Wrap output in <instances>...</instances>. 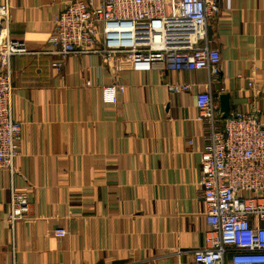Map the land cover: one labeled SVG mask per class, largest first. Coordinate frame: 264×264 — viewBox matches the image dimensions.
<instances>
[{"label":"crops","instance_id":"obj_1","mask_svg":"<svg viewBox=\"0 0 264 264\" xmlns=\"http://www.w3.org/2000/svg\"><path fill=\"white\" fill-rule=\"evenodd\" d=\"M67 1L0 0L8 8L0 37L45 49ZM216 1L208 37L220 55L219 110L227 94L230 111L255 108L264 123V0ZM53 60L10 61L13 114L22 125L13 185L28 192L29 212L15 226L12 250L10 179L1 173L0 264H189L206 230L199 153L209 131L195 105L206 72L132 68L98 55L69 56L56 72ZM173 82L195 90L170 95ZM113 84L123 92L115 104L103 103L102 88ZM57 228L67 235L54 237Z\"/></svg>","mask_w":264,"mask_h":264},{"label":"built area","instance_id":"obj_2","mask_svg":"<svg viewBox=\"0 0 264 264\" xmlns=\"http://www.w3.org/2000/svg\"><path fill=\"white\" fill-rule=\"evenodd\" d=\"M7 11L0 7L5 20ZM218 12L216 0H69L53 17L45 49L30 51L23 42L0 37V174L10 179L6 225L12 250L15 226L26 219L29 200L27 191L13 185L22 125L13 114L10 61L21 55L50 56L51 67L60 72L69 56L98 55L104 63L123 60L132 68L206 72V83L195 92L196 120L209 131L199 153L206 230L204 245L193 251L189 264H225L227 259L230 264H264V123L255 108L234 109L222 118L213 93L220 55L208 37L209 22ZM247 87L254 88L252 79ZM123 90L115 84L103 87V103L115 104ZM166 90L188 94L195 84L173 82ZM52 233L58 239L67 235L63 228Z\"/></svg>","mask_w":264,"mask_h":264},{"label":"water","instance_id":"obj_3","mask_svg":"<svg viewBox=\"0 0 264 264\" xmlns=\"http://www.w3.org/2000/svg\"><path fill=\"white\" fill-rule=\"evenodd\" d=\"M220 113L222 118L225 119L230 111L229 96L227 94H221L219 96Z\"/></svg>","mask_w":264,"mask_h":264},{"label":"rangeland","instance_id":"obj_4","mask_svg":"<svg viewBox=\"0 0 264 264\" xmlns=\"http://www.w3.org/2000/svg\"><path fill=\"white\" fill-rule=\"evenodd\" d=\"M167 14H168V15H171V14H173V13H172V12H170V11L168 10V11H167Z\"/></svg>","mask_w":264,"mask_h":264}]
</instances>
